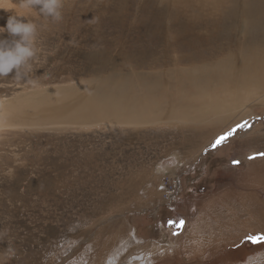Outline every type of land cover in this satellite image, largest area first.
<instances>
[{"label":"rangeland","instance_id":"obj_1","mask_svg":"<svg viewBox=\"0 0 264 264\" xmlns=\"http://www.w3.org/2000/svg\"><path fill=\"white\" fill-rule=\"evenodd\" d=\"M222 4L61 0L59 20L18 10L36 25L35 54L0 77V108H67L0 128V264H264V245L245 239L264 232V158H249L264 152V69L247 82L264 38ZM11 15L0 10V27ZM204 95L244 110L197 126L125 115L156 105L196 118L209 113ZM176 217L178 236L166 226Z\"/></svg>","mask_w":264,"mask_h":264},{"label":"bare ground","instance_id":"obj_2","mask_svg":"<svg viewBox=\"0 0 264 264\" xmlns=\"http://www.w3.org/2000/svg\"><path fill=\"white\" fill-rule=\"evenodd\" d=\"M216 1L219 2V0H215V2ZM220 2L223 3L222 4V8L223 7H226L225 5L230 4L229 10L227 9L225 12H223V15L225 14V16L227 17L226 20H230V18L233 19L235 17H240L243 20H245V24H246L245 27H246V29L249 28L251 30V28H252L254 30V32L256 33V38H259V40H261V38H264V0H220ZM249 49H250V47H249ZM248 56L252 57L251 59H252V62H253V66H255V68H252V69H254V72L253 73H255L257 76L250 78V80H248L247 82L249 84H256L257 82H259L260 80H262L261 75L263 74L262 73V70L264 69V40L262 41L261 44L255 45L254 48L250 49V52H249ZM254 59H257L260 62L254 64V62H255ZM203 71H205V70H203ZM224 71H226V70L224 69ZM201 78L202 77H200V79ZM258 86L259 85H254L253 88L256 90L258 88ZM216 87H218V86H216ZM236 88H237V90L240 89L239 86H236ZM100 91H101V89H100ZM100 93L102 94V91ZM226 93H227V91H226ZM103 94H105V93H103ZM74 97H76V96H74ZM210 97H206L204 95V98H202L201 100L204 103V100L205 99H211L212 98V97L211 98ZM55 99H57V98H55ZM74 99H76V98H74ZM1 102H3V101H1ZM18 102H19V100H18ZM215 102H216L215 100H212L211 99V103L213 105L211 104V106H209V108L207 110V111H209V113L200 114L198 117L196 116V118H194L192 116L190 117V114L186 113L187 112V109L189 110V108H186V109L179 108L177 110H173L174 112H169V115H166L164 112H162V113L159 112V110L156 108V105H151L152 107H150L149 109H147L145 112L143 111V112H140V113L139 112H136V111L130 113V110H127L128 112H126L127 114H125V115H127V120L128 121H131V122H135V121H138V122H140V121H145V122H148V121H151V122H159V121H162V122H164L166 124L176 123V125H177V123H178V124L184 126V125H188V124L191 123L192 125L197 126V125L210 124L211 123L210 120L213 117H214V121H212V122H222L224 120H226V121L227 120H231L232 121L233 119H235V116H237V114H238V113H235V112H237L238 110H242L243 109V107H242L243 105L242 106L240 105V107H238L240 102L239 103H232L231 105L228 103V105L227 104H224L222 106H217L215 104ZM62 104H64V103H62L61 101L60 102H54V101L53 102H50V101H48L47 103L40 104V105H34L32 103L29 104V105H21L19 103H17V104L16 103H13V104L8 105L6 107H3L2 106V108H0V128L5 127V126L6 127L9 126V123H10L11 119H13V118L17 119L18 117L29 116V114L30 115H38L39 114L40 116H44V115L48 114V112L49 113L56 112L55 109H58L59 110L62 107H66V106H62ZM82 104H84V102ZM115 105H117V104H115L113 101L110 100L106 106L107 107H114ZM75 106H76V108H79V109L82 108V105L81 106L80 105H77V103H76ZM84 108H85V106H84ZM205 108H206V106H205ZM63 109H65V108H63ZM248 109L250 110V108H248ZM117 114H121V113L119 112ZM36 118H39V116L36 117ZM48 118H49V116H48ZM11 123L13 124L14 122H11ZM171 249H172V247L170 248V250ZM156 251H157V247L154 244V247H153L152 251L149 253V255L153 254ZM161 251H162V252H160L161 254L164 253V247L161 249Z\"/></svg>","mask_w":264,"mask_h":264},{"label":"clouds","instance_id":"obj_3","mask_svg":"<svg viewBox=\"0 0 264 264\" xmlns=\"http://www.w3.org/2000/svg\"><path fill=\"white\" fill-rule=\"evenodd\" d=\"M37 6L42 15L54 20L61 18V0H21L19 4L13 0H0V10H14V15L7 19L6 27H0V34L7 33L10 37L0 39V77H6L14 70L15 76H19L21 68L27 67L28 61L34 56L36 25L20 19L23 17L18 10H31Z\"/></svg>","mask_w":264,"mask_h":264},{"label":"snow or ice","instance_id":"obj_4","mask_svg":"<svg viewBox=\"0 0 264 264\" xmlns=\"http://www.w3.org/2000/svg\"><path fill=\"white\" fill-rule=\"evenodd\" d=\"M251 127V123L249 121H243L241 123H238L233 128L228 130L227 132L220 134L212 143L211 147L213 150H215L218 146H221L223 143L227 142V140L234 136L237 131L239 130H246L247 128ZM250 159H256V158H264V152L258 153L257 155L249 157ZM235 165H239V161L235 160L233 162ZM186 221L185 219L181 217H176L175 219H168L166 222V226L171 231L173 235H180L185 228ZM245 239L252 243L253 245H264V232L260 233H249L246 235Z\"/></svg>","mask_w":264,"mask_h":264}]
</instances>
